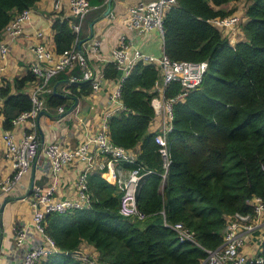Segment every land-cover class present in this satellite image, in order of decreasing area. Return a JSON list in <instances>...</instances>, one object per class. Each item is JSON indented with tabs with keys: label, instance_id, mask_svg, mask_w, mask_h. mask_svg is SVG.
<instances>
[{
	"label": "trees",
	"instance_id": "obj_1",
	"mask_svg": "<svg viewBox=\"0 0 264 264\" xmlns=\"http://www.w3.org/2000/svg\"><path fill=\"white\" fill-rule=\"evenodd\" d=\"M88 1L99 5L89 12L90 22L102 14L106 0ZM227 1L176 0L164 14V53L171 59L207 61L201 82L172 104L167 166L155 131L148 130L155 116L151 98L159 75L156 64L137 61L130 67L121 82L124 109L108 115L111 142L136 153L135 163H118L128 168L140 165L146 171L136 189V204L145 217L122 215L118 185L102 177L99 169L90 170L86 176L92 197L89 207L45 214L43 230L59 251L39 264H198L205 251L190 241H180L165 222H182L199 243L213 248L222 241L227 215L252 211V196L264 199V0H251L245 6L247 19L241 24L245 39L234 44L220 30L223 27L211 22L235 11L218 7ZM35 2L0 0V36L11 19ZM53 18L55 51L60 52L71 46L76 33L63 11H55ZM83 36L80 32L78 40ZM81 72L76 62L51 77L49 84L69 78L66 88L71 94H88L91 85L81 79ZM102 74L113 79L120 70L109 60ZM35 78L29 69L14 78L13 90L9 83L1 86L4 130L12 129L13 119L31 108L27 86ZM180 90V82L172 80L163 95L172 97ZM57 92L42 93L53 113L58 106L65 109L72 103L69 94ZM262 234L259 245L264 256ZM83 240L94 245L96 261L67 252L80 248Z\"/></svg>",
	"mask_w": 264,
	"mask_h": 264
},
{
	"label": "built area",
	"instance_id": "obj_2",
	"mask_svg": "<svg viewBox=\"0 0 264 264\" xmlns=\"http://www.w3.org/2000/svg\"><path fill=\"white\" fill-rule=\"evenodd\" d=\"M175 3L176 0H139L128 7L123 19L125 28L118 33L110 58L116 63L120 74L110 79L107 99L108 115L124 109L120 89L122 79L127 75L130 67L137 61L154 63L159 67V75L152 88L155 94L151 98V105L155 116L160 119L154 139L159 145L158 149L165 166L169 163L166 133L171 127L172 104L176 99L183 98L190 89L201 82L207 69V61L171 59L164 51L160 55L142 51L136 45L134 34L157 30L163 36L164 14ZM68 4L69 11L64 12V17H70V25L76 33L71 46L56 52L41 41L32 45L35 60L29 69L36 78L27 88L31 98V108L13 119L14 126L21 120H29L31 128L26 130L21 137H16L13 128L3 129L1 136L4 143V154L10 161L12 171L7 178L0 179L1 194L7 193L13 187L38 156L41 141L36 130V120L39 112L47 109L42 93L53 89L49 84L50 78L78 62L82 70L81 79L88 80L91 85L90 94L95 95L96 92L102 90L107 81L101 70L89 65L86 55L89 51L98 49L99 39L94 38L87 48H83L82 43L91 36L81 43L80 48L78 47V34L81 32L83 18L99 5H93L88 0H68ZM57 6H59V0L54 2V8ZM31 7L18 13L3 29L0 36V56L2 58H5L8 53V41L21 33L24 23L28 20ZM110 13L111 11L107 15ZM74 17L76 19L72 20ZM240 20L241 14L237 10L229 15L214 17L211 22L219 27L235 29ZM42 33V30H37L38 35ZM2 70L3 66L0 65V71ZM172 80L180 82L181 90L172 97H166L163 95V90ZM57 110L61 113L63 107L58 106ZM96 153L105 157L100 167L105 165L110 169V176L120 189L118 211L122 215L139 219L145 217V213L136 204V189L140 178L146 171L138 165L129 168L128 174L124 176L114 169L115 163L121 160L135 163L136 153L130 148L112 143L108 135L107 124L97 131L84 130L78 136L75 145H66L60 141L51 140L42 149L44 162L39 165V169L44 174L58 173L66 166L78 167L76 192L71 196L59 197L53 194V187H43L37 182L33 183L30 191L33 196V212L29 219L20 220L15 224V244L11 245L8 254L16 259L19 258L18 264H39L41 259L59 251L54 240L44 232L42 220L49 211H65L91 205L92 197L87 190L86 176L87 172L92 170L93 155ZM249 203L252 211H235L227 215L222 241L213 248L199 243L193 232L182 222H165V224L176 231L180 241H190L205 251L198 264H264V256L260 252L259 245L264 231V199L252 196ZM10 262L14 261L10 260ZM92 264L95 263L92 262Z\"/></svg>",
	"mask_w": 264,
	"mask_h": 264
},
{
	"label": "crops",
	"instance_id": "obj_3",
	"mask_svg": "<svg viewBox=\"0 0 264 264\" xmlns=\"http://www.w3.org/2000/svg\"><path fill=\"white\" fill-rule=\"evenodd\" d=\"M58 0H36L31 7L28 20L24 23L21 33L8 41V53L5 58L0 56V65L3 70L0 71V88L4 84L9 83L13 90V81L16 76L24 75L30 68L31 63L35 60L32 50V45L36 42H44L52 50L55 51L54 33L52 26L53 15L57 10L68 13V0H59V6L54 8V2ZM139 0H129L125 4H121L120 0H112V8L110 15H105L100 19L88 21V14L82 22V36L87 37L92 32V37L82 43L83 48H87L88 44L94 38L99 39L98 49L89 51L87 55L88 63L94 66L99 71H102L104 64L110 60L112 47L114 46L117 35L124 28L123 19L128 7ZM251 0H230L220 4L218 7L224 9L241 10L242 20L235 29L220 28L224 35L227 34L230 43L234 44L236 40L245 39V34L242 31L243 24L247 17L244 13L245 6ZM92 11V10H91ZM96 19V18H95ZM94 21V22H93ZM93 22L92 25H90ZM43 31L42 35L37 34V30ZM86 33V34H85ZM136 45L141 46L142 42L158 41L159 53L146 48L142 51L149 52L155 55H160L163 52V36L157 30H149L140 34H134ZM69 79V78H68ZM66 78L58 79L53 83L52 88L56 86V91L70 95V101L73 103L71 96H77V103L72 109L68 107L63 109L61 113L51 112L46 109L47 113H40L36 120V130L41 141L38 156L31 162V166L24 174L16 181L13 187L5 194H1L0 189V264H18L19 258L16 259L9 254L11 245L15 244V224L20 220H26L31 217L33 212L32 193L29 190L30 182L39 185L53 187V194L59 197L71 196L76 192V178L79 168L71 165L64 167L58 173L48 172L41 173L39 165L42 164L43 155L42 149L46 143L51 140L60 141L66 145H75L78 141V136L84 130L97 131L107 124L109 105L107 104L108 91L110 87V79L103 85V89L92 94H71L72 92L66 88L68 85ZM28 88V86H27ZM71 103V104H72ZM4 106V98L0 95V179H5L11 174V164L9 159L4 154V143L2 140V121L4 114L2 112ZM56 111V108H54ZM160 125V119L154 116L149 124L150 132L156 131ZM31 124L29 120H21L13 127L16 137H21L27 130H30ZM105 157L96 153L93 155L92 170L99 169L101 176L107 181L114 183L115 181L110 176V169L104 163ZM114 169L121 175L128 174V167L115 163ZM91 170V171H92ZM80 249L86 255L92 257L96 261L98 252L94 245L87 240L80 242ZM10 260L14 262H10ZM92 260V261H93ZM100 264V263H99Z\"/></svg>",
	"mask_w": 264,
	"mask_h": 264
},
{
	"label": "water",
	"instance_id": "obj_4",
	"mask_svg": "<svg viewBox=\"0 0 264 264\" xmlns=\"http://www.w3.org/2000/svg\"><path fill=\"white\" fill-rule=\"evenodd\" d=\"M111 4H112V0H106V7H105L104 11L102 12V14H101L99 17H97L96 19H94V21H96V20L100 19L101 17L107 15V14L111 11V8H112V5H111ZM94 21H93V22H94ZM93 22H92L90 25H92ZM91 36H92V32H90V34H89L87 37H83V38H81V39L79 40V42H78V47L80 48L81 43H82L84 40H86L87 38L91 37ZM66 80H68V79H66ZM53 91L56 92V86L53 87ZM57 93L62 94V95H64V96H69V95L66 94V93H60V92H57ZM71 98L73 99V103L70 105L69 109H72V108L75 106V104L77 103V98H78V97H77V96H71ZM40 113H47V111H46V110H41V111L39 112V114H40ZM32 185H33V179H32L31 182H30L29 190L31 189ZM67 252H68V253H71V254H75V255H82V256L86 255V254L84 253V251L81 250L80 248H78V249H73V250H69V251H67Z\"/></svg>",
	"mask_w": 264,
	"mask_h": 264
},
{
	"label": "rangeland",
	"instance_id": "obj_5",
	"mask_svg": "<svg viewBox=\"0 0 264 264\" xmlns=\"http://www.w3.org/2000/svg\"><path fill=\"white\" fill-rule=\"evenodd\" d=\"M127 1H129V0H120L121 4H125ZM113 2H114V0H113ZM240 11L241 10H239V13L241 14ZM241 20H242V14H241ZM157 46H159V42L158 41H153V42H149V43L148 42H142L141 46L139 44V48L140 49L146 48V50H151V51H153L155 49V47H157ZM154 52L159 53V48L155 49Z\"/></svg>",
	"mask_w": 264,
	"mask_h": 264
}]
</instances>
